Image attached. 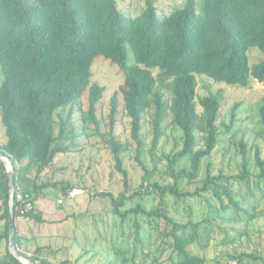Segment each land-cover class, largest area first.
Instances as JSON below:
<instances>
[{"label":"trees","instance_id":"trees-1","mask_svg":"<svg viewBox=\"0 0 264 264\" xmlns=\"http://www.w3.org/2000/svg\"><path fill=\"white\" fill-rule=\"evenodd\" d=\"M255 46L264 53V0H186L182 7L163 16L158 14L155 0H145V8L137 16L120 10L117 0H0V111L7 137L0 144V154L13 164L16 191L21 190L35 203L26 218L42 220L36 202L45 189L60 187L66 196L69 189L78 187L68 181H38L57 155L70 151L64 145L73 141L67 135L68 126L76 100L87 94L83 119L91 122L102 136L112 152L116 170L123 175L124 190L112 197L113 213L122 218L140 212L150 218H163L171 227L164 236L171 239L176 264H197L189 245L200 236V222H178L162 206L122 210L135 194L130 193L122 157L128 144L117 140L116 125L119 120L128 119L135 157L143 166L144 122L148 120L153 130L149 149L153 156L164 135L163 124L171 116L172 124L182 131L183 146L167 156L172 182L164 186L155 183L152 187L162 195L170 192L178 198L210 191L220 203L217 210H229L238 220L245 216L253 219L255 215L236 197L240 195L243 201L252 202L256 195L249 170L251 151L243 142V169L239 175L213 176L208 168L203 186L195 192H183L180 180L198 177L202 159L212 155L220 135L217 122L223 94L219 90L197 100L196 75L242 87L252 79L264 82V58L250 64L249 51ZM128 47L133 52V63L128 62ZM100 56L116 65L124 76L119 91L110 98L105 134L100 132L99 117L105 88L91 82L93 63ZM154 68L159 69L156 76ZM171 77L172 96L168 100L162 88ZM197 103L203 109L201 113ZM239 106L236 102L231 108V124ZM66 107L69 110L63 117L61 111ZM259 117L264 128V97ZM254 151L252 156L264 177V159L258 147ZM186 157L190 169L176 170L178 161ZM33 169L35 176L31 179L26 175ZM23 182L27 183L24 188ZM243 185L246 191H242ZM9 190L6 162L0 157V220L4 221L0 241L7 242L0 264H25L9 250ZM16 206L13 244L17 254L39 264H70L67 260L53 263L21 252L24 236L19 232ZM209 206L213 204L209 202ZM135 236V241H139L138 229ZM244 257L264 264V256L255 254L239 253L231 259L241 264Z\"/></svg>","mask_w":264,"mask_h":264},{"label":"rangeland","instance_id":"rangeland-1","mask_svg":"<svg viewBox=\"0 0 264 264\" xmlns=\"http://www.w3.org/2000/svg\"><path fill=\"white\" fill-rule=\"evenodd\" d=\"M185 1L155 0V5L158 14L163 16L182 7ZM117 2L119 9L129 16H137L145 8V0ZM127 55L128 62L133 63L134 56L130 47L127 48ZM249 55L251 65L264 58V53L256 46L250 49ZM152 71L156 76L159 69L154 68ZM92 72L91 82L105 88L99 111L102 119L100 132L105 134L108 131L105 118L109 113L110 98L114 92L119 91L124 76L116 65L103 56L95 59ZM196 79L197 100L219 90L223 94L217 122L220 135L212 155L202 159L198 177L182 178L180 189L183 192H195L201 188L208 168L213 176L239 175L243 169L240 145L243 142L251 151L249 170L256 195L252 202L243 201L240 195L236 197L242 200L243 206L255 217L249 220L245 216L244 220H238L232 217V212L229 214V210H217L220 203L210 191L178 198L170 192L162 195L152 187L155 183L164 186L172 182L168 173L167 156L183 146L182 131L172 124L171 116L163 124L164 135L153 156L149 152L153 130L148 120L144 122L142 134L145 150L141 157L143 166L139 165L135 157V143L130 139L128 119L118 121L115 136L123 144H128V148L122 151V157L128 171L130 193L135 194L122 210L137 206L152 210L162 206L178 222H200V236L189 245L190 252L197 258V264H237L231 256L239 253L264 256V177H261L260 167L252 156L258 147L261 158L264 159V128L259 117L264 82L252 79L248 86L242 87L215 81L206 75H196ZM172 80L173 77L168 79L166 87L162 88L168 100L172 96ZM2 81L0 68V86ZM236 102L240 106L236 119L231 124V108ZM75 104L73 120L67 133L73 141L64 142V145L70 147V151L57 155L38 182L68 181L71 186L83 188L84 193L70 199L60 187L45 189L40 195L41 202L37 203L41 207L39 209H42H38L42 213V220L25 217L23 223L19 222V232L24 236L21 252L53 263L67 260L70 264H176L175 252L170 246L171 239L164 236V232L171 227L163 218H150L142 212L122 218L113 213L112 197H117L124 190L123 175L116 170L112 152L102 136L96 132L91 122L83 119L87 110V94L79 97ZM68 110L69 107L63 109L61 115L65 117ZM197 110L199 113L203 110L199 103ZM6 139L0 111V144ZM182 168L190 169L187 157L180 159L176 165V170ZM26 176L34 178L35 169ZM26 186L27 183L23 182L22 187ZM235 188H238L237 184ZM246 189L243 185L242 191ZM59 198L63 203H58ZM209 202L213 207L209 206ZM137 229L140 240L136 242ZM3 241H0V257L7 250V242ZM241 264L261 263L244 257Z\"/></svg>","mask_w":264,"mask_h":264},{"label":"water","instance_id":"water-1","mask_svg":"<svg viewBox=\"0 0 264 264\" xmlns=\"http://www.w3.org/2000/svg\"><path fill=\"white\" fill-rule=\"evenodd\" d=\"M0 157L5 160L7 171H8V178H9V228H10V251L13 255L17 256L23 263L25 264H39L37 262H33L31 259H29L26 256H20L17 254L15 248H14V236H15V191H16V184L14 181V170H13V164L5 155L0 154Z\"/></svg>","mask_w":264,"mask_h":264},{"label":"built area","instance_id":"built-area-1","mask_svg":"<svg viewBox=\"0 0 264 264\" xmlns=\"http://www.w3.org/2000/svg\"><path fill=\"white\" fill-rule=\"evenodd\" d=\"M84 190L79 187H73L68 190V194L66 195L70 199H74L78 196L83 195ZM15 204H17V219L21 220L26 217V214L33 211L35 208V203L28 197H26L21 190L15 191ZM58 203H63L62 199L58 200Z\"/></svg>","mask_w":264,"mask_h":264},{"label":"crops","instance_id":"crops-1","mask_svg":"<svg viewBox=\"0 0 264 264\" xmlns=\"http://www.w3.org/2000/svg\"><path fill=\"white\" fill-rule=\"evenodd\" d=\"M7 141V139L6 140H4V142L3 143H5ZM2 143V144H3ZM80 197V196H79ZM60 199V198H59ZM38 202H41V198H39L38 200H37V202H36V205H37V209H39V208H41V207H39L38 206ZM1 204V203H0ZM41 206H43V205H41ZM40 211H42V209H39ZM2 213V211H1V209H0V214ZM29 219V218H28ZM27 220V219H26ZM18 221V226H20V224L21 223H23V221H25V219H22V220H17ZM19 222H20V224H19ZM19 228V227H18ZM3 230H4V221H2V220H0V234H2V232H3ZM1 242H2V240H1ZM4 242V241H3Z\"/></svg>","mask_w":264,"mask_h":264}]
</instances>
